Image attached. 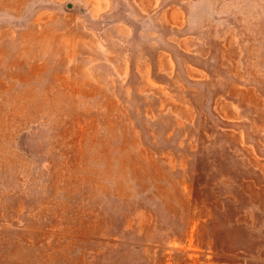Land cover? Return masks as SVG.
<instances>
[{
  "label": "rangeland",
  "instance_id": "rangeland-1",
  "mask_svg": "<svg viewBox=\"0 0 264 264\" xmlns=\"http://www.w3.org/2000/svg\"><path fill=\"white\" fill-rule=\"evenodd\" d=\"M0 264H264V0H0Z\"/></svg>",
  "mask_w": 264,
  "mask_h": 264
}]
</instances>
